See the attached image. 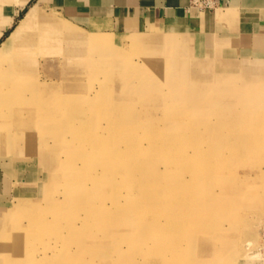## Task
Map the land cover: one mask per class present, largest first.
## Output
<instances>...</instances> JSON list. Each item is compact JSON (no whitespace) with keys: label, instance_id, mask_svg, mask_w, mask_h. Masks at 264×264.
Instances as JSON below:
<instances>
[{"label":"rangeland","instance_id":"1","mask_svg":"<svg viewBox=\"0 0 264 264\" xmlns=\"http://www.w3.org/2000/svg\"><path fill=\"white\" fill-rule=\"evenodd\" d=\"M37 13L0 49L18 43L42 120L32 135L12 133L8 150L0 138L17 189L0 219V252L12 246L5 261L264 264V58H186L163 44L110 42L45 13L78 32L58 29ZM166 190L164 205L181 208L169 220L152 211L162 203L153 192ZM148 200L136 218L123 210ZM38 214L46 231L30 226Z\"/></svg>","mask_w":264,"mask_h":264},{"label":"crops","instance_id":"2","mask_svg":"<svg viewBox=\"0 0 264 264\" xmlns=\"http://www.w3.org/2000/svg\"><path fill=\"white\" fill-rule=\"evenodd\" d=\"M217 2L201 11L189 8V0H0V49L32 11L41 13L37 21L72 27L44 15L50 11L110 42L163 44L186 58H264V0ZM15 171L0 159V219L17 193Z\"/></svg>","mask_w":264,"mask_h":264},{"label":"bare ground","instance_id":"3","mask_svg":"<svg viewBox=\"0 0 264 264\" xmlns=\"http://www.w3.org/2000/svg\"><path fill=\"white\" fill-rule=\"evenodd\" d=\"M36 11H32L25 19V21L22 23L24 28L27 27H31L36 20H32L34 19L33 17H35L34 13ZM39 14L38 16L40 17L41 13H37ZM37 16V18H38ZM50 17V16H49ZM36 18V17H35ZM21 24V25H22ZM34 27V26H33ZM70 34H73L74 31H69ZM76 40L82 42V40H86V39H82L80 36L78 38L73 37ZM22 40V39H21ZM20 40V41H21ZM12 42L9 43L8 46V50L7 51H1L0 50V60L1 58H7L8 62L6 66L0 65V120L4 121L3 124L0 125V138H2V144L4 145V149L8 150L9 147L8 145V137L10 135H12V133H16L17 131V136L19 135V133H24L25 134H30V133H34L37 132L38 129L42 126V120L40 119V108L39 106L35 103L34 98L31 94V89L30 87L27 85L26 82V78H25V69L23 68L22 65V60H19L18 54L13 53L14 49L16 48V46H13L15 48H10ZM7 44V43H6ZM91 46V45H90ZM98 46H104L102 44H98ZM106 46V45H105ZM136 68V67H134ZM29 81V80H28ZM108 88V87H107ZM110 89V88H109ZM107 89V90H109ZM251 97V96H250ZM254 100V99H253ZM42 104V102H41ZM42 110V109H41ZM264 111V110H263ZM5 119V120H4ZM76 120V119H75ZM74 120V121H75ZM6 121V122H5ZM70 121V120H69ZM187 124V123H186ZM197 124V123H196ZM207 124V123H206ZM212 126V125H211ZM195 127V126H194ZM196 128V127H195ZM212 128V127H211ZM74 130V129H73ZM211 130V129H210ZM179 131V130H177ZM30 132V133H29ZM72 132V131H71ZM170 132V131H169ZM126 133V132H125ZM173 133V132H172ZM30 134V135H32ZM168 134V132H167ZM174 134V133H173ZM3 135V136H2ZM122 135V134H121ZM169 135V134H168ZM125 136V135H124ZM180 136V135H179ZM151 137V136H150ZM161 137V136H160ZM170 137V136H169ZM233 139V138H232ZM72 140V139H71ZM133 140V139H132ZM62 141V140H61ZM54 142V141H53ZM56 142V141H55ZM77 142V141H76ZM229 142V141H228ZM61 143V142H60ZM126 143V142H125ZM43 146V145H42ZM134 147V145H133ZM44 148V147H43ZM76 149V148H75ZM128 149V148H127ZM61 150V148L59 149ZM120 150V149H119ZM124 150V149H123ZM40 151V150H39ZM116 152V151H115ZM120 152V151H119ZM238 152V151H237ZM117 154V153H116ZM87 156V155H86ZM123 156V155H122ZM99 157V156H98ZM236 157V156H235ZM110 158V157H109ZM79 159V158H78ZM120 160V159H119ZM129 160V159H128ZM70 161V160H69ZM98 161V160H97ZM127 161V160H126ZM65 162V161H64ZM67 162V161H66ZM71 162V161H70ZM91 162V161H90ZM85 163V161H84ZM110 163V162H109ZM169 164L172 163L171 162H167ZM71 164V163H70ZM73 164V163H72ZM120 165V164H119ZM69 166V165H68ZM87 166V165H86ZM111 166V165H110ZM127 166V165H126ZM122 167V166H121ZM150 167V166H149ZM105 168V167H104ZM102 169V168H101ZM90 170V169H89ZM127 170V169H126ZM200 168L195 169L194 171L199 172ZM55 172V171H54ZM115 172V171H114ZM134 172V171H133ZM132 172V173H133ZM190 172V171H189ZM195 172V173H196ZM57 173V172H56ZM116 173V172H115ZM255 173V172H254ZM58 174V173H57ZM61 174V173H60ZM206 174V173H205ZM258 174V173H257ZM170 175V174H169ZM183 175V174H182ZM96 176V175H95ZM125 173H120L119 177H121L122 179H124ZM110 177V176H109ZM132 177V176H131ZM181 177V176H180ZM126 178V176H125ZM258 178V177H257ZM76 179V177H75ZM103 179V178H102ZM195 179V178H194ZM254 179V178H253ZM111 180V179H110ZM113 180V179H112ZM250 180V179H249ZM256 180V179H255ZM260 180V179H259ZM97 181V180H96ZM106 181V180H105ZM93 182V181H92ZM125 182V181H124ZM131 182V181H130ZM144 182V181H143ZM262 182V181H261ZM260 182V183H261ZM147 183V182H146ZM151 183V182H148ZM158 183V181H157ZM169 183V182H168ZM90 184V183H89ZM186 184V181H181L180 183L177 184V186H183ZM235 184V183H234ZM252 184V183H251ZM259 184V183H258ZM88 185V184H87ZM240 185V184H239ZM250 185V184H249ZM257 185V184H256ZM71 186V185H70ZM70 186L68 185L66 187V191L64 192V194L69 193L68 190H70ZM151 189V188H150ZM171 190V189H170ZM168 190H166L165 193H156L153 192L152 194V198L151 199H155L158 198L160 200V204L155 205L152 208V211L154 212L155 209L157 208H161L164 212V215H166V220L171 219V213L175 212V211H180L181 208L180 207H173V208H169L167 206L164 205L165 202L169 201V196L167 195ZM133 192V191H132ZM263 192V191H262ZM169 194V193H168ZM171 194V193H170ZM264 194V193H263ZM132 195V194H131ZM223 195V194H222ZM75 198V196H73ZM65 200L69 199V200H74L72 198H67L65 195ZM117 197H113L111 198L110 203L113 204L115 203ZM136 201V200H135ZM150 201H145L144 203H142L141 205H135L134 201L129 204L127 209L123 210H127L128 213H132L135 215H131L134 216V218H136V216H138V214H140V212L143 209H146L148 207H150ZM187 201V200H186ZM263 202V201H262ZM71 204V203H69ZM135 206H134V205ZM133 205V206H132ZM71 206V205H69ZM108 206V205H107ZM179 206V205H178ZM196 207V206H195ZM140 208L142 210H140ZM243 210V209H242ZM50 211V210H49ZM162 211V212H163ZM51 213L54 214L56 213V210L54 208H52ZM197 213V212H196ZM41 214H38L37 217L35 219H32L31 221H36L37 223H32L30 222V226H32L33 228H39L40 225H44V227H41L42 229H44V231L47 230V227H49V224L46 223L45 221L41 220L39 221ZM35 217V216H34ZM188 217V216H187ZM199 217V216H198ZM165 218V217H164ZM186 219V218H185ZM192 219V218H191ZM188 220V219H187ZM38 222H41L40 225ZM47 226V227H46ZM129 226H131V224H129ZM46 229V230H45ZM189 230V229H188ZM157 231L156 226L154 225V227L151 229L150 231V237H153V234L155 235V232ZM167 233V232H166ZM177 233V232H176ZM85 234V233H84ZM162 236V235H161ZM190 236V235H189ZM65 237V236H64ZM125 237V236H124ZM158 237V236H157ZM11 238V234L7 237H5L4 239L6 240H10ZM129 238V237H128ZM165 238V237H164ZM12 240V239H11ZM157 240V239H156ZM19 241V240H18ZM17 241V242H18ZM132 241V240H131ZM143 241V240H142ZM159 241V240H158ZM204 241V240H203ZM8 242V241H7ZM6 242V243H7ZM20 242V241H19ZM18 242V243H19ZM151 242V241H150ZM16 243V242H15ZM128 246H131V242L128 240ZM125 244V243H124ZM130 244V245H129ZM183 244V243H182ZM21 245V244H20ZM4 250L0 252V264H6L7 262L5 261V254L8 253L7 250H9L12 246H10V248L4 244ZM15 246V245H14ZM57 246V245H56ZM74 246V245H73ZM7 247V248H6ZM43 247V246H42ZM152 247V246H151ZM155 247V246H154ZM16 248V247H15ZM171 248V247H170ZM182 248V247H181ZM14 249V247H13ZM136 249V248H135ZM149 249V248H147ZM163 249V248H161ZM176 249V248H175ZM195 249V248H194ZM71 251V250H70ZM138 251V250H137ZM156 251V250H155ZM15 252V250H14ZM133 252V251H132ZM148 252V251H147ZM195 252V251H194ZM198 252V251H197ZM18 253V252H17ZM160 253V252H159ZM162 253V252H161ZM185 253V252H184ZM39 254V253H38ZM47 252H45L43 255H46ZM52 254V253H51ZM69 254V253H68ZM154 254V253H153ZM163 254V253H162ZM183 254V253H182ZM18 255V254H17ZM16 255V256H17ZM32 256H34V254H31ZM42 255V254H41ZM156 255V254H154ZM15 256V255H13ZM165 256V255H164ZM134 257V256H133ZM170 257V256H169ZM179 257V256H178ZM183 257V256H181ZM187 257V256H186ZM51 258V257H50ZM65 258V257H64ZM33 259V258H32ZM43 259V258H42ZM127 259H132V255H127L126 256V261ZM124 260V259H123ZM11 261V260H10ZM8 264V263H7ZM11 264V263H10ZM12 264H32L31 260H27L25 259H19L18 261L16 259H14V261L12 262ZM33 264H51L50 262H41V261H33Z\"/></svg>","mask_w":264,"mask_h":264},{"label":"built area","instance_id":"4","mask_svg":"<svg viewBox=\"0 0 264 264\" xmlns=\"http://www.w3.org/2000/svg\"><path fill=\"white\" fill-rule=\"evenodd\" d=\"M218 7L217 0H189V8H196L199 10L215 9ZM264 253V245L262 247Z\"/></svg>","mask_w":264,"mask_h":264}]
</instances>
